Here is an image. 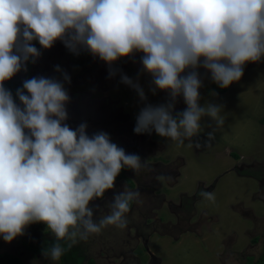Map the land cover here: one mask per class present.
Instances as JSON below:
<instances>
[{
	"label": "clouds",
	"instance_id": "1",
	"mask_svg": "<svg viewBox=\"0 0 264 264\" xmlns=\"http://www.w3.org/2000/svg\"><path fill=\"white\" fill-rule=\"evenodd\" d=\"M57 40L73 54L87 50L110 69L142 53L153 94L166 91L168 100L146 103L133 131L182 144L199 134L204 117L217 127L224 122L222 105L200 103L197 69L227 88L241 79L247 62L264 57V0H0V239L7 243L44 223L56 241L71 246L105 227L125 228L131 204L142 203L141 193L125 185L106 205L107 214L97 208L100 218H94L90 202L114 188L121 170L137 173L146 165L108 133L89 135L86 122L74 129L66 123L70 77L58 65L63 82L25 79L15 97L5 87L41 56L33 41L50 49ZM120 80L146 101L138 81L126 74ZM181 96L186 107L176 112ZM64 252L57 242L42 255L56 262Z\"/></svg>",
	"mask_w": 264,
	"mask_h": 264
},
{
	"label": "rangeland",
	"instance_id": "2",
	"mask_svg": "<svg viewBox=\"0 0 264 264\" xmlns=\"http://www.w3.org/2000/svg\"><path fill=\"white\" fill-rule=\"evenodd\" d=\"M53 47L58 48L60 54L57 57L61 60L58 66L70 77V83L65 82V88L70 92L67 108H73L71 98L75 94L82 97L83 104L89 109L101 103L113 106L109 100L111 99L113 102L120 101L119 106L125 108L124 113L135 123L137 114L146 103L158 105L168 100L166 91L157 89L153 94L151 89L155 86L152 84V76L144 72L142 66H137L142 65L141 62L136 64L143 55L141 53H133L129 57L119 59L110 69L101 60H96L98 63L92 61L78 65L73 62L72 52L68 51V56H65V50L68 49L59 40ZM88 55L90 58L94 57L89 52ZM49 56L43 59L42 51L40 61L37 60L34 67L35 72L40 71L39 76L54 77L63 82L62 73L55 71L57 65L50 61ZM130 60L135 64L129 65ZM244 67L246 69L241 79L233 82L228 92L223 95L214 91L210 73L202 67L197 69L202 82L199 89L200 103L222 105L221 116L224 122L221 126L217 127L213 121L204 117L199 134L190 140L186 139L182 144L153 135V140L161 145H158L161 149L149 156L148 163L169 164L167 171L180 174L179 178L176 175L175 178L174 174L170 175L167 180L158 177L161 184V189L157 192L159 206H155L149 214L146 212L150 207H146V215L151 216L147 223L153 224L159 220L158 228L166 234L153 236L149 243V253L160 258L162 264H249L251 261L256 263L264 253V125L261 123L264 117V61L247 62ZM109 71L116 74L110 77L106 84ZM121 74L138 81L147 97L146 101H141L134 89L121 82ZM20 80L22 77L19 72L12 79L5 81V84ZM177 102L178 97L175 111H182L186 107L183 98L180 97L179 105ZM209 133H212L211 137ZM111 140L118 146L120 143L134 141L125 134ZM179 158H182L186 165L181 166L183 162ZM182 168L184 170L181 173ZM236 169L245 170L252 175H242L236 172ZM253 174H258L259 179L253 178ZM124 181H120V186L118 184L114 191L108 193L107 202H111L114 193L122 191L121 186L126 183ZM199 185L203 190L214 186L211 192L213 199L203 196L194 206V215L189 218L190 209L177 206H181L184 195L195 196ZM162 198H165V201L161 204ZM107 202L104 201L105 206L99 207L103 212L107 208ZM143 206L145 207L142 203L141 207ZM215 218L217 220H214ZM131 222L132 220H127V224ZM161 222L169 227H163ZM39 224L41 232L51 233L44 223ZM189 227L195 229L190 231ZM185 230L186 232L181 234ZM92 235L94 245L88 239L83 240L82 244L85 241V247H96L89 252V256L95 257L96 264H138L137 259L132 260V256L138 255L139 259L143 260H139L140 264H147L146 259L150 258L145 246H140V242L134 240L135 231L131 230L129 235L127 227L120 229L108 226ZM170 235H180V240L174 241ZM127 244L128 247H123ZM5 252L22 254L26 264L62 262L61 259L52 262L46 260L43 255L34 257L30 253H22L17 248L15 239L10 243L0 239V253ZM122 252L130 255L125 258L120 256Z\"/></svg>",
	"mask_w": 264,
	"mask_h": 264
},
{
	"label": "flooded vegetation",
	"instance_id": "3",
	"mask_svg": "<svg viewBox=\"0 0 264 264\" xmlns=\"http://www.w3.org/2000/svg\"><path fill=\"white\" fill-rule=\"evenodd\" d=\"M38 49H40V51H41V54H42V51H43V54H44V58L43 59H45V57H48L49 56V54H51L50 56H49V59H50V61L52 62V63H55V65H59V62L61 61V60H59L57 57H58V54H59V52H58V48H55V47H51L50 49H42L41 47H40V45L38 44V42L36 43V45H35ZM68 51L69 50H65V53H66V57L68 56ZM87 52V53H86ZM86 52H81L80 51V53H84V54H87L88 55V51H86ZM136 54H138V53H136ZM135 54V55H136ZM142 54V53H141ZM60 55V54H59ZM139 55V54H138ZM75 54H73V62H76L75 61ZM134 57V56H133ZM88 58H89V60H88V62L90 63V62H97V61H100V59H98V57H93V58H90V56L88 55ZM90 59H91V61H90ZM37 60H39L40 61V59L38 58ZM37 60H36V62L35 63H28V64H30V65H32V67H30L29 66V69H28V64L26 65V67H27V70L26 71H21L20 72V76L22 77V80H20L19 82H22L23 83V81L25 80V79H27V77L29 76L28 75V72L29 73H33L32 74V76H34V77H37V76H39V73H40V71L39 70H37V71H39V72H35L36 71V69H34V67L36 66V64H37ZM97 60V61H96ZM98 63V62H97ZM86 64V63H85ZM85 64H83V65H85ZM131 64H135V62H132L131 60H130V64L129 65H131ZM136 64H137V62H136ZM137 66H139L140 67V65H137ZM142 66V65H141ZM56 67V66H55ZM99 68V67H98ZM28 75V76H27ZM110 80V77H109V79H106V84H107V82ZM9 82H12V83H19V82H13V81H9ZM8 83V82H7ZM107 92V91H106ZM181 98H182V96H181ZM109 99V98H108ZM114 105L113 106H109L108 104L107 105H103L102 103L101 104H99V105H94L92 108H90V109H92V110H90V113L91 112H94V111H96L95 113L97 114V113H99L100 115H102V116H105V117H107L108 119L109 118H111L112 117V115H118V118H116L117 119V121L120 123V124H122V126L124 127V130H127V131H124V132H122V133H118L117 135H113V136H110V138L111 139H113L114 137H116V136H120L121 134H125V135H128V136H130L133 140H135V141H132V140H130V142H126V143H120L121 145H130L131 147L132 146H134V148L135 149H133V153L134 154H137V155H139L140 157H141V159L142 160H144V163H145V167H143L139 172H138V177L136 178L135 177V173H133V171H130L127 175H126V179H124L125 181L124 182H126L125 184H123L121 187H122V190H123V187L126 185L127 186V188L128 189H131V190H138L140 193H141V195H142V203H143V205H145V207L143 206V208L141 207L142 206V203L141 204H139V205H137L136 203H132L131 204V206H130V210H129V212L126 214V216H127V220L129 221V220H132V222L131 223H128L127 224V231H128V233H129V235H130V231L131 230H133V231H135V236H134V240L135 241H138V242H140V246L142 245V246H145V249H146V252H148V256L150 257V258H147L146 259V262H147V264H162V260L160 259V258H158V257H156V256H154L152 253H149V243H150V240H151V238L153 237V236H155V235H157V236H164V235H166V234H163V235H160L158 232L157 233H154V235L153 236H151L147 241H146V239H144V237H143V235H141L140 237H138V234H137V231H138V228H140V231L142 232L143 230H145L144 229V226H148L149 224L147 223V219L148 218H150L151 216L150 215H146V213L147 214H149L151 211H152V209H154V208H156L155 206H159V198H157L158 197V195H157V192L161 189L160 188V186H161V184H160V181L158 180V177H162V178H164V180H167L168 178L167 177H169L170 175H173L174 174V176L176 175V176H178V178L180 177V174L177 172H175V171H173V172H169V171H167L169 168H170V166H168L169 164H167V165H162V164H159V163H157V164H150V163H148V158H150L149 156H153V154H155L156 152H158L160 149H161V147H159L158 145H160L155 139L153 140V135H157L154 131L151 133V134H148V133H146V134H136V133H134V131H133V128H134V126H135V123H132V121H131V118H130V116L129 115H127V114H125L124 113V110H125V108L124 107H122V106H119L120 104H121V102L119 101H112L111 99H109ZM179 101H180V97H178V102H177V104L179 105ZM83 107H84V110H86V111H89V108H87V106H84L83 105ZM67 109H70L71 111H72V109L73 108H67ZM82 114V113H81ZM126 128V129H125ZM161 146V145H160ZM120 147V146H119ZM165 148V147H164ZM129 149H132V148H130L129 147ZM144 157V158H143ZM179 160H182V162H183V159L182 158H179ZM171 164V163H170ZM173 164H175V163H173ZM183 164H185V162H183V163H181V166L183 165ZM148 167H153V170L151 171V170H149V168ZM236 172H243L244 173V175H246V174H248V175H252V173H247L245 170H239V169H236ZM145 174H148L147 175V177H146V180L144 181V182H141V181H139L140 179H138L139 177L141 178V180H144L145 179ZM176 176H175V178H176ZM253 178H255L256 180H258L259 178H258V174L256 175V174H253ZM123 181V180H122ZM132 183V184H130V183ZM120 182H118L116 185H115V189L117 188V185L119 184ZM119 186H120V184H119ZM115 189H113L112 191H114ZM120 189V188H119ZM200 189H204L203 187H201L200 185H199V189H197V191H196V193H195V195H197L198 193H199V190ZM214 190V186H211L209 189H207V190H205V192L207 191L208 193H211L212 191ZM189 197V198H192V197H190V196H188V195H184V197ZM184 197L182 198V201H181V206H177V207H183L184 205H183V199H184ZM194 197V196H193ZM202 197H203V195L201 196V198L197 201V202H199L201 199H202ZM163 199V200H162ZM161 199V204L165 201V198H162ZM104 201H106L107 202V199H105ZM103 201V202H104ZM112 201V200H111ZM103 202H101V205L99 206V207H103L102 205H104L105 206V204L103 203ZM110 202V200H108V202L107 203H109ZM196 202V203H197ZM196 203H195V205H196ZM161 204H160V206H161ZM146 207H147V209H148V211L146 212ZM157 208H159V207H157ZM107 208L105 209V211H104V214H106V212H107ZM145 210V211H144ZM146 212V213H145ZM99 215H95V217L96 218H100V213H99V211L97 212ZM142 216L143 217V219L140 217V218H136V216ZM155 219V218H154ZM214 220H217L216 218L214 219ZM136 221H138V222H136ZM155 224H157L158 223V225H159V220H158V222L156 223V222H154ZM153 223V224H154ZM162 224V226L163 227H168L169 225H164L163 224V222H161ZM198 224V223H197ZM151 225V224H150ZM178 225H180V223H178ZM174 228H176L175 226H173ZM178 227V226H177ZM195 228L194 227H189V230L190 231H192V230H194ZM190 231H188V232H190ZM143 232H147L146 230L145 231H143ZM193 232H196V231H193ZM185 233V232H184ZM181 234H183V233H181ZM170 236H172L173 238H174V236L173 235H170ZM179 236L180 235H178L177 237H175V238H177L176 240H175V238H174V241H179L180 239H179ZM88 241L90 242V243H92L93 244V235H90L89 236V238H88ZM99 242H101V241H99ZM94 245V244H93ZM84 246H85V242H84ZM129 245L127 244V245H125V246H123V247H128ZM97 247H99V245L97 246ZM93 248H96V247H93ZM93 248L92 247H87V252H92L91 251V249L93 250ZM140 247H138V249H139ZM137 251V250H136ZM126 253H130V252H126ZM130 255V254H129ZM129 255H126L124 252H122L121 254H120V256H124L125 258L126 257H128ZM117 256H119V255H117ZM116 256V257H117ZM139 256V255H138ZM138 256H135V257H133L132 256V260L133 259H137L136 261L138 262V264H140V261H143V260H141V259H139L140 258V256L138 257ZM124 258V259H125ZM90 259H92V260H96L95 259V257H93V256H89L88 257V259L86 260V263L85 264H88L89 263V260ZM140 260V261H139ZM96 264V263H95Z\"/></svg>",
	"mask_w": 264,
	"mask_h": 264
},
{
	"label": "trees",
	"instance_id": "4",
	"mask_svg": "<svg viewBox=\"0 0 264 264\" xmlns=\"http://www.w3.org/2000/svg\"><path fill=\"white\" fill-rule=\"evenodd\" d=\"M36 43H37L36 41H33V44L36 45ZM88 60L89 58L87 54H83V55L77 54V56H75V61L78 65H83L87 63ZM259 61H264V57H262L261 60ZM136 62L140 63V58ZM29 66L32 67V65L28 64V69H29ZM245 69L246 68L244 67L243 71H245ZM32 74L28 72L29 76L27 75L28 76L27 79L34 77L32 76ZM5 87L11 90L13 93V96L15 97L16 89L22 87V82H19V83L8 82L5 84ZM229 88L230 87L220 88L216 83H214V91L217 94H225L226 92H228ZM71 102H72L73 109L72 111L70 109H67L68 119L66 121V123L70 125L71 128L74 129L82 122H86L87 132L89 135H91L92 133L98 132V131H104L108 133L110 136H113V135H117L118 133L127 131V130H124V127L122 126V124H120L117 121L116 118H118V115H112V117L108 119L107 117L102 116L99 113L96 114L95 113L96 111L90 113V110L92 109H89V111L84 110L83 100H82V97L80 98L79 94L73 95L71 98ZM17 103H19L18 100H17ZM261 123L264 125V117L261 119ZM120 147H122L126 153L134 154L133 153V149H135L134 146L131 147L130 145H126V146L120 145ZM129 147L132 149H129ZM148 168L151 171L153 170V167H148ZM130 171H131L130 169H122L120 174L117 176L114 182V187L118 182L126 179V175ZM239 173L242 175L244 174L243 172H239ZM147 175L148 174H145L144 180H141V178L139 177L138 178L140 179L139 181L144 182L146 180ZM135 177L136 178L138 177V172L135 173ZM113 189L107 190L102 198L95 199L90 202V206L94 210V215H99L97 213L98 212L97 208H99V206L101 205V202H103L107 198L108 193H110ZM262 189L264 190L263 185H262ZM203 192H205V190L200 189L199 193L195 195L194 197L192 198H189L186 196L184 197L183 205L184 207L187 208V210L190 209V213H191L189 218L192 215H194L195 203L201 198ZM158 226H159L158 224H151V225L149 224L148 226H144V229L147 232H143L145 230L141 232L140 228H138V231H137L138 237L143 235L144 239H146L147 241L151 236L154 235V233L158 232L160 235H163L162 231L160 230V228H158ZM184 232H186V230L183 231L182 233ZM175 237L177 236H174V238ZM176 239L177 238H175V240ZM15 241L17 243V248L22 253H30L34 257L42 255L43 249L50 247L52 244L58 242L61 244L62 247L65 248V252L60 258L62 260L61 264H85L86 260L89 257V252H87V247H85L84 244H82V241H79L78 243L71 245V246H69L70 242L67 241L66 239L61 240V241H56L55 237L51 233L41 232V224L39 223H33L27 226V228L25 229V233L23 235L16 237ZM251 259L252 258H250V261ZM0 264H26V263H25V260L22 254H18V253L14 254V253L5 252V253H0ZM33 264H50V263L44 262V263H33ZM88 264H95V261L90 259ZM249 264H264V253L262 254V256L259 258V260L256 263L251 261Z\"/></svg>",
	"mask_w": 264,
	"mask_h": 264
},
{
	"label": "crops",
	"instance_id": "5",
	"mask_svg": "<svg viewBox=\"0 0 264 264\" xmlns=\"http://www.w3.org/2000/svg\"><path fill=\"white\" fill-rule=\"evenodd\" d=\"M68 93H70V92H68ZM221 95H223V94H221ZM125 105H126V103H125ZM185 161V160H184ZM185 165H186V163H185ZM184 170V168H182L181 169V173H182V171ZM204 184V183H203Z\"/></svg>",
	"mask_w": 264,
	"mask_h": 264
}]
</instances>
